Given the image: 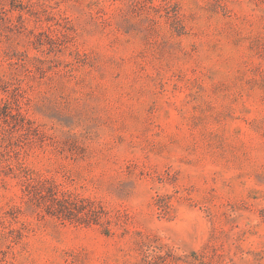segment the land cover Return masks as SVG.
<instances>
[{
	"label": "rangeland",
	"instance_id": "374dc122",
	"mask_svg": "<svg viewBox=\"0 0 264 264\" xmlns=\"http://www.w3.org/2000/svg\"><path fill=\"white\" fill-rule=\"evenodd\" d=\"M0 264H264V0H0Z\"/></svg>",
	"mask_w": 264,
	"mask_h": 264
}]
</instances>
